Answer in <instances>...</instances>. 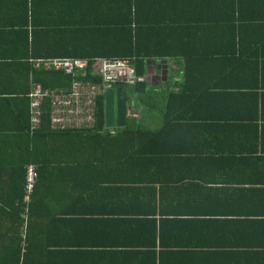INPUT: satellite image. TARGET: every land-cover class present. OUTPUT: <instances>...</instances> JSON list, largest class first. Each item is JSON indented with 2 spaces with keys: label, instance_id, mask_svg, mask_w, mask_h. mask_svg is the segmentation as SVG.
I'll use <instances>...</instances> for the list:
<instances>
[{
  "label": "crops",
  "instance_id": "crops-1",
  "mask_svg": "<svg viewBox=\"0 0 264 264\" xmlns=\"http://www.w3.org/2000/svg\"><path fill=\"white\" fill-rule=\"evenodd\" d=\"M215 5L224 17V4ZM235 6L242 29L234 37L241 41L237 56L251 58L245 78L259 95L234 96L229 112L223 99L202 97L198 113L163 129L160 108L184 83V60H149L140 104L125 88L126 125L159 136L144 141L145 153L141 146L137 158H127L124 141L106 145L99 158H68L61 147L67 139L48 141L58 151L42 163L46 169L27 223L29 264H264V0ZM140 9L149 16L143 0ZM126 11V0H0V75H7L0 84L6 91L0 96V130L15 126V109L25 110L26 97L13 93L31 89V74L28 80L24 71L32 64V22L60 24L65 29L56 33L65 39L79 34L86 19L112 22ZM202 35L195 37L200 52L205 40L213 41L215 51H206L210 63L199 66L200 86L243 82L241 74L224 77V33ZM243 111L248 120L237 118ZM22 169L19 160L0 159L5 209L22 190Z\"/></svg>",
  "mask_w": 264,
  "mask_h": 264
},
{
  "label": "trees",
  "instance_id": "trees-1",
  "mask_svg": "<svg viewBox=\"0 0 264 264\" xmlns=\"http://www.w3.org/2000/svg\"><path fill=\"white\" fill-rule=\"evenodd\" d=\"M88 1L98 0H84L85 3ZM126 1L127 11L125 15L122 12L121 20L98 23L93 21L94 23H90L86 19L79 25V34L75 33L74 37L60 38L56 31L65 29L60 24L32 22V39L27 58L29 60L85 58L90 65L98 58L122 59L134 66L137 75H146L149 60L161 62L167 59L182 58L184 60V83L179 90L172 91L167 95V105L160 108L162 109L160 114L164 119L163 129L171 128L173 122H179L178 119L183 118L188 121L186 118L190 113H198L202 106L199 103L202 97L212 99L213 103H216L218 99H223L225 112H229L235 106L231 102L234 96L248 98L259 95L256 92V84L252 86L245 78V69L248 67L251 58L237 56L239 51L236 46L237 40L234 38L242 30L240 20L236 17L235 3L246 4L250 0H143L151 11L147 17L142 16L141 0ZM220 1L224 4V17L223 11L221 10V17L219 8L215 5L216 2ZM171 3L173 5H169ZM215 31L224 33V39L220 40L222 42V54H224L221 63L227 69L224 72V77L230 80L241 74L240 78L243 82L236 87H232L231 84L222 86L211 84L209 87L218 89L211 91L212 89L209 87L200 86L202 73L199 66L204 65L203 63H210L205 52L211 49L215 51L214 46L211 45L213 41H204L203 55L195 37L203 36V33H215ZM55 34L57 37L54 36ZM80 34L81 36H79ZM186 40L190 44L186 43ZM26 43L28 44L27 40ZM42 43L45 45H41ZM236 68L241 70L234 71ZM29 73L31 74L29 81L31 89L34 83H39L44 90H66L72 83V77L63 71L34 69L31 63L24 71V76L28 80ZM3 76L7 75L3 74ZM4 77L0 75V84L1 78ZM145 85L144 82L134 86H121L129 91L132 99L138 105L140 104L138 94H143ZM251 88L253 90H250ZM31 89H22L21 92L19 90L13 93L15 96L21 94V96L26 97L24 98L25 110L21 112L15 109V126H6L5 132L0 130V159L19 160L20 168L23 167V169L24 165L30 162L38 166V179L29 206L28 221L30 220L34 195L42 177V170L46 169L42 163L45 164L46 160L57 155L58 149L55 150V147L47 146L48 141L67 139V144L61 145V147L65 149L63 156L68 158H99L102 157L101 154L106 145L124 141L128 144L127 158H137L141 155L138 150L144 145L143 142H149L152 137L159 136L157 131L129 123L124 128L116 129V132L106 129L104 126L103 95L99 96L97 101L96 124L93 129L87 131L52 130L49 124V103L45 99L41 108V124L37 129L31 131L28 98ZM5 92L0 90V96H3ZM17 105L18 103L15 108ZM245 112L237 118L241 121L248 120L251 116L246 115ZM199 118L200 116H196L191 120ZM226 119L229 117H225V121L228 122ZM145 149L146 147L143 146L141 153H145ZM23 169L22 179L24 182ZM22 194L23 184L20 194L11 201L9 209H5L3 207L5 205L2 204L3 201H0V264H29V224L25 229L23 238L21 236ZM8 217L12 218L13 221H9ZM22 242L23 245L21 246Z\"/></svg>",
  "mask_w": 264,
  "mask_h": 264
},
{
  "label": "built area",
  "instance_id": "built-area-1",
  "mask_svg": "<svg viewBox=\"0 0 264 264\" xmlns=\"http://www.w3.org/2000/svg\"><path fill=\"white\" fill-rule=\"evenodd\" d=\"M31 62L34 69L63 71L72 77L71 86L66 90H44L39 83L33 84L28 94L31 131L41 124V108L45 99L49 103V124L52 130H91L96 124L99 96L110 88L134 86L146 82L147 79L145 75H137L134 66L122 59L98 58L91 65L85 58H46ZM37 179V164H25L21 198L22 238L27 227L29 206Z\"/></svg>",
  "mask_w": 264,
  "mask_h": 264
},
{
  "label": "water",
  "instance_id": "water-1",
  "mask_svg": "<svg viewBox=\"0 0 264 264\" xmlns=\"http://www.w3.org/2000/svg\"><path fill=\"white\" fill-rule=\"evenodd\" d=\"M103 99L105 128H124L128 111L125 87L117 86L106 90Z\"/></svg>",
  "mask_w": 264,
  "mask_h": 264
},
{
  "label": "rangeland",
  "instance_id": "rangeland-1",
  "mask_svg": "<svg viewBox=\"0 0 264 264\" xmlns=\"http://www.w3.org/2000/svg\"><path fill=\"white\" fill-rule=\"evenodd\" d=\"M149 102H151V101H149ZM145 104H148V105H150L151 106V104L150 103H148V102H144ZM143 106H145V105H143ZM147 108V107H146ZM149 113H151V114H153V112L152 111H149ZM106 130V129H105Z\"/></svg>",
  "mask_w": 264,
  "mask_h": 264
},
{
  "label": "clouds",
  "instance_id": "clouds-1",
  "mask_svg": "<svg viewBox=\"0 0 264 264\" xmlns=\"http://www.w3.org/2000/svg\"><path fill=\"white\" fill-rule=\"evenodd\" d=\"M117 87V86H116Z\"/></svg>",
  "mask_w": 264,
  "mask_h": 264
}]
</instances>
